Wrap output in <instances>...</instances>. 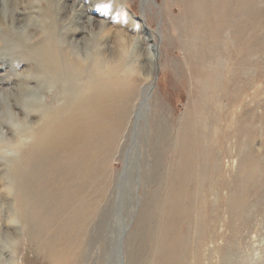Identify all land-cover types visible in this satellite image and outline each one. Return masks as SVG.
<instances>
[{
  "label": "bare ground",
  "instance_id": "1",
  "mask_svg": "<svg viewBox=\"0 0 264 264\" xmlns=\"http://www.w3.org/2000/svg\"><path fill=\"white\" fill-rule=\"evenodd\" d=\"M172 2L182 7V33L191 50L198 54L211 46V15L226 26L243 6V0ZM100 10L94 0H0V69L18 71L19 66L24 67L11 78L13 86L5 88L0 99V129L10 125L14 130L17 122V127L23 126L12 135L19 155L11 159V172L3 177L16 193L15 212L21 222L17 237L21 244L26 239L37 264H82L89 243V225L104 215L103 206L112 188L115 187L114 192L127 174L130 177L128 168L137 145L138 119L145 113L148 100L145 94L149 86L143 85L141 98L140 87L149 80L154 66L144 73L138 67H125L120 48L127 45V40L122 30L110 49L113 64L106 68L94 66L92 40L106 28L97 21L98 15L107 16ZM148 37L146 40L150 41ZM247 42L242 36L235 46L239 69L249 53ZM259 46L254 40L252 52ZM157 50L151 46V64L156 61ZM205 58L199 57L208 60ZM240 74L241 70L234 69L228 73L232 85L242 82ZM194 77L197 89L203 93L212 76L199 69ZM238 87L236 95L242 91ZM213 102H204L191 119L183 121L168 145L174 152V165L155 193L148 214L155 219L152 230H157L150 240L148 264H182L187 246L180 228L195 220L193 229H198L199 223L211 214V200H207L204 188L211 189L206 153H211V129L207 123L211 125ZM137 110L141 112L131 135V153H125L124 169L113 186L106 165ZM229 115L231 119L235 116ZM239 117L241 114L235 118ZM164 133L156 130L152 137L162 139ZM29 182L41 183V192L30 193ZM238 182L239 186L241 181ZM57 190H61L59 197L54 193ZM33 198L47 200L51 212L44 213L45 203L39 207L36 204L31 212ZM232 199L238 206L235 216L239 217L246 203L244 194L236 193ZM208 229L211 233V228L205 227ZM125 231L122 228L114 241L116 264H123L120 241ZM1 255L0 264H4Z\"/></svg>",
  "mask_w": 264,
  "mask_h": 264
},
{
  "label": "rangeland",
  "instance_id": "2",
  "mask_svg": "<svg viewBox=\"0 0 264 264\" xmlns=\"http://www.w3.org/2000/svg\"><path fill=\"white\" fill-rule=\"evenodd\" d=\"M94 1L107 15L97 17V21L105 24L106 28L92 40L94 66L106 68L113 64L110 49L115 45L118 31L122 30L127 40V45L120 48L125 67H138L143 73L154 67L150 81L140 87L141 98L143 85L149 86L145 94L148 100L145 113L138 119L137 145L128 168L130 177L127 174L114 192L115 187L112 188L103 206L104 215L89 225V243L85 247L82 264L118 263L114 259V241L122 228H126L120 241L122 263L148 264L152 253L150 240L157 234V230H152L155 219L148 214L153 207L155 193L162 188V180L174 165V152L168 145L179 125L191 119L202 104L211 99L214 100L211 104V125L207 123L211 129V153H206V171L207 174L211 171V189L204 188L207 200H211V214L199 223L198 229H193L195 220L180 228L187 246V257L182 258L181 263L264 264V0H243L242 10L226 26L211 15V46L199 54L191 50L190 42L185 39L180 23L182 7L172 0ZM221 10L225 14V9ZM147 36L150 41L146 40ZM242 36L248 40L246 48L249 53L243 68L239 69V59L234 55L235 46ZM254 40L260 46L252 52ZM151 46L159 48L156 61L152 64L149 60ZM138 57L140 60H137ZM199 57H208V60L205 58L203 61ZM23 68L19 66L18 71L0 69V99L3 90L13 86L11 78ZM199 69H205L212 76L203 93L197 89L198 82L194 77ZM233 69L241 70V83L233 81L235 85H232L229 81L228 73ZM237 85L238 90L242 89L240 95L235 92ZM140 112L137 110L138 114L135 117L132 115L119 147L110 154L111 161L106 167L113 186L117 175L124 169L125 153L127 156L131 153V135ZM229 113V116H235L228 118ZM240 114L241 117L235 118ZM19 118L26 122L23 116ZM18 124L13 128L15 131L23 127H17ZM14 130L10 125L0 129L1 261L4 264L11 261L13 264H37L26 239L21 244L17 237L16 232H21V222L15 212L16 193L3 177L11 172V159L19 155L12 137ZM156 130L165 132V137H152ZM239 180L241 183L238 186ZM28 185L30 193L41 192V183L29 182ZM45 187L51 189L48 184ZM240 192L244 194L246 203L237 217L238 206L232 196ZM54 193L59 197L61 190ZM40 199L33 198L31 212L44 203V213L51 212L47 200L41 202ZM205 227L211 228V233Z\"/></svg>",
  "mask_w": 264,
  "mask_h": 264
}]
</instances>
